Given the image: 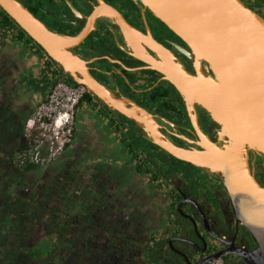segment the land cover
<instances>
[{
  "label": "flooded vegetation",
  "instance_id": "af4514ba",
  "mask_svg": "<svg viewBox=\"0 0 264 264\" xmlns=\"http://www.w3.org/2000/svg\"><path fill=\"white\" fill-rule=\"evenodd\" d=\"M20 1L50 30L71 36L95 7L117 12L135 37L104 16L73 51L89 61L97 82L148 112L168 140L198 148L186 103L154 68H163L165 48L195 76L194 57L178 50L191 53L139 0ZM18 32L0 21V264H197L219 252L229 254L221 255L224 264H247L236 254L256 244L236 221L221 177L173 158L89 91L90 101L76 107L68 157L42 167L19 161L31 145L26 117L56 79L71 80L34 41L17 39ZM200 70L212 74L204 61ZM192 113L216 141L221 126L197 103ZM248 164L264 186V156L248 151Z\"/></svg>",
  "mask_w": 264,
  "mask_h": 264
},
{
  "label": "water",
  "instance_id": "95a60500",
  "mask_svg": "<svg viewBox=\"0 0 264 264\" xmlns=\"http://www.w3.org/2000/svg\"><path fill=\"white\" fill-rule=\"evenodd\" d=\"M150 12L179 36L194 57L196 75L165 48L162 72L179 92L196 131L198 148H185L168 140L144 109L126 98H119L90 74L89 61L73 50L93 29L95 19L109 16L125 35H133L112 9L95 7L84 28L74 36L56 33L36 18L17 0H0V8L68 76L72 83L87 88L110 110L133 120L147 139L173 158L210 173L218 174L232 204L235 219L256 244L252 251L236 255L247 264H264V186L252 175L248 151L264 156V19L241 0H139ZM102 10L106 15L98 14ZM140 59L150 63L147 58ZM208 64L212 74L205 76L200 62ZM200 105L221 126L216 141L196 124L193 105ZM188 142L190 140L183 137ZM179 208V207H178ZM222 254H213L197 264H204Z\"/></svg>",
  "mask_w": 264,
  "mask_h": 264
},
{
  "label": "built area",
  "instance_id": "2783aa9c",
  "mask_svg": "<svg viewBox=\"0 0 264 264\" xmlns=\"http://www.w3.org/2000/svg\"><path fill=\"white\" fill-rule=\"evenodd\" d=\"M87 92L83 85L56 79L46 100L26 120L25 129L37 133L38 140L31 153L36 164L45 161L43 151L52 158L72 141L76 107ZM207 264H224V259L219 256Z\"/></svg>",
  "mask_w": 264,
  "mask_h": 264
},
{
  "label": "rangeland",
  "instance_id": "374dc122",
  "mask_svg": "<svg viewBox=\"0 0 264 264\" xmlns=\"http://www.w3.org/2000/svg\"><path fill=\"white\" fill-rule=\"evenodd\" d=\"M20 1V0H19ZM246 2H248V3H250L256 10H258L259 11V13H260V15L261 16H263L264 17V7L263 6H261V5H259L258 3L260 2V3H262L263 4V1L261 0H245ZM21 2V1H20ZM15 29V28H14ZM10 30V33H12V29H9ZM16 30V29H15ZM11 39L9 40L8 39V41L6 40V45L7 46H11V40H12V38H15V36L13 35V37H10ZM28 78L29 77H31L32 79H33V77L31 76V74H30V76H27ZM28 81V80H27ZM29 81H30V78H29ZM38 108V107H37ZM37 108L29 115V116H27L26 117V120L29 118V117H31L32 115H33V113L37 110ZM26 120H25V122H26ZM81 127H82V125H80L79 127H78V130H80V132H83V130H81ZM37 133L36 132H32V135H31V145H30V147H29V149L27 150V151H25L20 157H19V161H23V162H30V163H33V164H36V162L34 161V159H33V157H32V151H33V147L36 145V143H37ZM81 142V141H80ZM72 143H73V138H72V141L68 144V145H66L65 146V148L63 149V151L60 153V154H58V155H56V156H54V157H52V158H48V156L45 154V151H43V154H42V156H43V158H45V161H43V162H38L37 164H36V166H39V167H42V166H44V165H47V164H51V163H54V162H56L57 160H59V158L62 156L63 157V155H65L66 156V158L68 157V155H67V150L69 149V147L72 145ZM78 147L77 146H74L73 145V148H71L72 149V151H71V153H72V155H71V157L70 158H75V157H77V156H75V155H78V149H77ZM77 149V150H76ZM76 150V151H75ZM124 165H127V164H124ZM128 165H130V164H128ZM136 188L137 189H140V187H137L136 186ZM122 190L125 192L127 189H126V186H122Z\"/></svg>",
  "mask_w": 264,
  "mask_h": 264
},
{
  "label": "trees",
  "instance_id": "16d2710c",
  "mask_svg": "<svg viewBox=\"0 0 264 264\" xmlns=\"http://www.w3.org/2000/svg\"><path fill=\"white\" fill-rule=\"evenodd\" d=\"M264 1V0H262ZM264 19V18H263ZM0 21H2V23L6 26H10L12 27L13 25L14 26H17L14 21L4 12L2 11V9L0 8ZM19 32H18V35H17V39H26V40H29L31 42H33L32 39H30L18 26H17ZM34 43V42H33ZM71 81H69L70 83ZM92 95L89 93V94H86L84 96V98L81 99L80 102H86L88 103L90 101V97ZM27 167L28 169H34L36 166H33L32 164H27Z\"/></svg>",
  "mask_w": 264,
  "mask_h": 264
},
{
  "label": "bare ground",
  "instance_id": "6f19581e",
  "mask_svg": "<svg viewBox=\"0 0 264 264\" xmlns=\"http://www.w3.org/2000/svg\"><path fill=\"white\" fill-rule=\"evenodd\" d=\"M102 13H103V11H102V10L98 11V14H101V15H102Z\"/></svg>",
  "mask_w": 264,
  "mask_h": 264
}]
</instances>
